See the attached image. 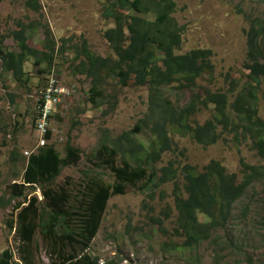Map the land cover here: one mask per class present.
I'll use <instances>...</instances> for the list:
<instances>
[{"label": "rangeland", "instance_id": "rangeland-1", "mask_svg": "<svg viewBox=\"0 0 264 264\" xmlns=\"http://www.w3.org/2000/svg\"><path fill=\"white\" fill-rule=\"evenodd\" d=\"M108 0H39V13L27 9L23 0H3L0 3V33L4 44L17 51L12 34L23 26L30 47L42 51L43 26L51 31L55 48L54 60L47 69L43 63L34 65L28 59L23 66L22 80L15 79L2 67L0 59V255L9 250L13 260L17 257L18 241L8 223L15 220L14 201L6 203L12 184H21L23 170L29 157L36 153L33 118L36 101L45 87L49 73L67 91L57 105L51 123V138L46 145L53 146L63 155L67 141L79 149L80 160L60 170L55 187L63 186L76 194L82 189L86 172L113 182L108 170L91 162L93 154L104 136L113 139L131 130L148 111L149 96L145 87H120L111 80L104 84V99L99 107L87 103L89 80L78 74L72 47L85 41L87 49L98 56L111 54L103 32L112 27L103 15ZM173 14L182 28L180 53L193 49H210L214 66L211 77L197 81V87L179 90L170 87L160 90L161 96L172 104L185 105L191 92L196 94L218 89L234 91L246 86L248 62L247 40L251 26L258 27L264 40V0H174ZM36 27L37 28H32ZM63 45L61 53L60 48ZM264 43L260 44L263 47ZM61 53V54H60ZM39 68L44 69L38 73ZM259 115L264 117V84H255ZM106 100V101H105ZM105 101V102H103ZM213 107L201 110L193 117L199 125L211 118ZM220 128H218V131ZM217 133V132H216ZM174 151L168 152L158 168L180 152L179 159L198 171L210 161L219 162L228 173L241 178L244 165L261 166L249 139L232 141V133L223 132L215 144L198 145L189 136L170 135ZM145 142L143 135L134 136ZM29 153V156L26 154ZM97 161H100L98 159ZM243 162L242 165L240 163ZM150 190L135 185L122 195L112 196L106 205L98 231L87 250L97 258L98 264H264V179L255 180L245 195L233 206L232 219L226 228L196 243L184 245L187 239L175 234L176 211L174 191L181 192L177 179ZM180 183V184H179ZM34 190V191H33ZM26 189L27 200L36 196L40 205L41 191ZM79 195V194H78ZM82 196H79L81 198ZM22 201V198L15 202ZM44 205V204H43ZM42 205V206H43ZM38 251L35 262L49 264L45 245L37 235ZM40 261V263H39Z\"/></svg>", "mask_w": 264, "mask_h": 264}, {"label": "trees", "instance_id": "trees-1", "mask_svg": "<svg viewBox=\"0 0 264 264\" xmlns=\"http://www.w3.org/2000/svg\"><path fill=\"white\" fill-rule=\"evenodd\" d=\"M23 3L34 13L40 12L39 0H23ZM175 11L174 0H108L103 15L112 27L103 32V37L111 54L106 57L93 54L85 41L78 48H71L74 60L78 61L75 65L78 74L89 80L88 104L99 107L104 99L103 85L111 80L113 85L123 88H147L150 106L134 128L115 139L104 136L96 151L90 154L91 162L113 176L111 183L91 176L88 171L84 173V186L76 194L72 195L63 186L55 190L60 170L80 160L79 149L69 141L62 156L53 146L45 145L29 157L21 184L9 187L6 201L8 204L14 201L12 209L17 211L8 227L15 231L17 259L22 264H38L33 260L34 252L38 251L37 235L45 245L49 264H98V259L88 255L87 250L98 231L108 200L137 184L150 190L172 181L176 185L177 179L182 188L177 192L180 187H176L173 195L174 232L187 239L184 245L200 242L224 230L232 219L234 204L253 181L264 179V117L259 115L254 92L255 84H264V45L260 47L264 40L258 34V27L251 26L248 32V62L243 66L247 73L246 86L238 91L206 88L199 95L192 92L199 79L213 74L212 51L193 49L180 53L182 28L173 17ZM35 26L32 28H37ZM42 33V51L29 46L23 26L12 34L17 51L6 47L0 33L2 67L15 79L22 80L23 66L28 59L37 66L44 63L47 69L53 63L55 42L47 25L43 26ZM60 52L66 53L63 45ZM43 72L44 69L39 68L38 73ZM170 87L192 91L188 102L174 105L162 97L160 90ZM39 103L40 98L36 106ZM209 105L213 107L211 118L199 125L193 117ZM35 118L36 113L34 124ZM223 132L232 133L231 142L236 144L249 139L263 164L244 165L239 178L217 161H210L198 171L179 159L183 156L180 152L158 168L163 157L174 151L171 134L189 136L203 146L215 144ZM139 134L146 143L135 140L134 136ZM50 138L49 131L46 139ZM28 188L41 191L43 206L35 195L27 200L25 190ZM19 198L22 201L15 202ZM12 257L9 250L4 251L0 264H19Z\"/></svg>", "mask_w": 264, "mask_h": 264}, {"label": "built area", "instance_id": "built-area-1", "mask_svg": "<svg viewBox=\"0 0 264 264\" xmlns=\"http://www.w3.org/2000/svg\"><path fill=\"white\" fill-rule=\"evenodd\" d=\"M51 73L47 76L45 87L41 92L40 103L36 106V118L34 129L39 136L35 138L36 149L47 144L46 135L52 133L51 123L55 115L57 105L61 102L67 91L57 83ZM29 156V153H26Z\"/></svg>", "mask_w": 264, "mask_h": 264}]
</instances>
